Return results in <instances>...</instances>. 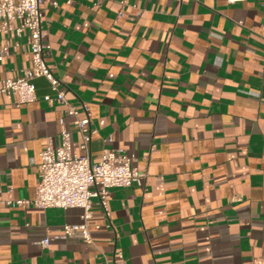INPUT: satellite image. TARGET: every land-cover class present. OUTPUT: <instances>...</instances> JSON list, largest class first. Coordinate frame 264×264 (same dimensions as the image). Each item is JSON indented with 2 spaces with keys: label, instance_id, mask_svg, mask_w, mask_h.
<instances>
[{
  "label": "crops",
  "instance_id": "crops-1",
  "mask_svg": "<svg viewBox=\"0 0 264 264\" xmlns=\"http://www.w3.org/2000/svg\"><path fill=\"white\" fill-rule=\"evenodd\" d=\"M49 65L72 105L87 104L93 162L135 156L141 185L93 199V243L62 233L80 207H12L32 198L40 151L60 141L49 81L15 106L0 94V264H264V0H52L41 3ZM11 52L0 84L31 67L28 31L0 34Z\"/></svg>",
  "mask_w": 264,
  "mask_h": 264
},
{
  "label": "built area",
  "instance_id": "built-area-1",
  "mask_svg": "<svg viewBox=\"0 0 264 264\" xmlns=\"http://www.w3.org/2000/svg\"><path fill=\"white\" fill-rule=\"evenodd\" d=\"M44 0H0V34L14 31L18 36L28 31L31 67L16 78H6L0 84V94L8 97L15 106L35 101V79L46 78L52 93L44 96L46 101L55 100L65 106V113L71 116L66 124L60 118L59 143H45L40 151V179L36 193L32 198L8 199L4 202L12 207L37 208H69L83 209L82 222L65 224L62 233L47 236L39 241L42 247H48L52 238H67L79 234L84 241L93 243L89 229V219L92 217L93 199H99L108 214V195L114 187H128L134 183L142 184L146 173L132 165L133 154H127L121 149L104 150L99 159L93 162L90 155L78 154L72 144V133L81 136L80 147L89 150L92 135L96 132L91 122L92 117L87 104L72 105L66 89L49 65L47 57L51 44L43 32V11L41 3ZM58 6V0H52ZM9 44L0 46V60L9 55ZM121 263L124 264L122 252H119Z\"/></svg>",
  "mask_w": 264,
  "mask_h": 264
}]
</instances>
